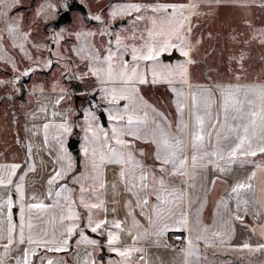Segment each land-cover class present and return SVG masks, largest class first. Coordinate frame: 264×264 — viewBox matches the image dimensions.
<instances>
[{"label": "rangeland", "instance_id": "obj_1", "mask_svg": "<svg viewBox=\"0 0 264 264\" xmlns=\"http://www.w3.org/2000/svg\"><path fill=\"white\" fill-rule=\"evenodd\" d=\"M244 1L245 4L242 3L235 8L221 0H193L192 29L187 28V46L191 37V61H195V63L191 62V74L189 72L191 81L195 83L190 90V109L187 110L190 116L188 114L185 116L188 122L190 117V131L192 128L191 95L194 89L197 87L211 89L214 93L213 99L219 101L220 91L217 86H233V84L239 83L237 81L244 82L264 78V42H262L264 41V4H259L254 8L251 4L254 2ZM134 3L141 5H174L177 8H169L167 12L142 9L140 13L131 12L130 15L125 14L112 19L111 13L114 9ZM188 3L189 0H0V13H2L0 15V164L20 165L16 174L22 171L21 176L25 175L23 174L25 165H35L34 171L27 170L26 176L29 179L31 188L29 193L23 188V202L25 205L29 204L25 202L28 196L40 195L48 198L47 204L55 203V197H47L46 195L47 180L53 174V169L58 170L60 166L56 160L60 154L59 145L53 137L58 135L60 131L56 128V125L64 123L66 120L71 131L65 134L63 139L72 158V168L63 180L53 186V192L58 190L59 186L65 181L68 187L73 189L72 198L77 201L76 211L78 213L84 212L86 215H92L94 212H103V210L86 209L79 203V184L75 183L73 178L89 174L85 171L87 168L90 169L89 156L84 153V147L86 146L85 130L89 112H94L99 118V125L105 131L110 132L113 121L109 119V112L114 110V106L109 104L108 99L100 91L102 85L98 79L89 73L91 61L81 59L77 52L82 48L86 50L94 48L103 58L107 55L109 47L116 51L115 37L117 35L131 37L132 33L135 32L137 37L143 35L146 39L147 30L153 27V19L157 22V31L161 27H167L166 21L170 16L174 15L175 19L179 20L182 19V16L187 17L189 15L187 7L184 9L179 8V6H188ZM139 15H143L144 19L136 20ZM95 16H100L101 19L96 20L94 19ZM10 24L17 29L15 38L7 30ZM89 32L94 33V35H85ZM101 33L104 34L101 35ZM23 34H27V40L24 39ZM124 42L133 43L129 39ZM143 42V40L135 41L137 47H140ZM172 42L177 46L162 52L158 57V63L155 61H139L140 71L145 74L148 82L137 84L136 87L140 96L148 105H151L152 108L168 118L171 123V131L175 133L180 114L176 104L178 97L172 89L186 91L188 94L189 87L182 84L178 76L171 77L172 83H168L163 76H157V82H152L154 67L158 73L167 75L168 68H175L187 63L189 55L185 57L183 50L188 48L183 49L180 42L175 38ZM20 44L24 45L23 50L19 47ZM164 54L173 56V59H164ZM123 59L128 61L129 65L136 63L131 59V52L124 54ZM49 61H51L50 64ZM25 71L28 72L27 75H24ZM199 83L210 84L200 85ZM108 87H111V85H108ZM61 96L64 98L59 104H56V100ZM125 103L127 101L121 100L115 107L122 108ZM187 103L189 106V99H187ZM42 109L44 110L42 111ZM146 110L149 112L151 119L154 113L151 109ZM53 112H56L57 115L53 116ZM102 112L105 114L104 117ZM44 124H49L47 143L44 140ZM229 124H232L231 120ZM72 138L78 139L80 146L83 147L81 164L85 167L80 173L75 172L76 155L69 146V141ZM126 139L132 138L126 137ZM183 139L186 147H188L189 135L186 134ZM29 146L32 149L31 153L28 152ZM156 147L154 142H146V139L134 141V150L138 149L139 154L136 159L144 161L146 169L156 170L155 180L150 175L148 181H146L148 182L146 190L150 195V187L154 183H158L161 177L164 178L165 183L170 180L175 183H182L185 176H187L190 196L193 197L191 205L193 215L197 208L194 203V196L196 195V199L197 196L201 197L202 203L206 201V188L203 187L207 185L212 174H198L191 169L188 175H171L167 166L166 170L162 172L159 163L156 162V157L153 156ZM27 154L29 155L27 156ZM246 159L259 161L264 159V154ZM247 165L248 163H240L237 171L240 182L246 181L251 175ZM40 166L46 168L40 169ZM156 167L160 170L159 173ZM118 173L113 169L110 173L111 178L109 174H106L107 186L99 197V199L107 202L105 207L109 214L114 216L119 215L118 197L119 193L125 188L124 183L119 180ZM223 175L224 182H229L233 178L231 177V165L228 167V172L225 171ZM261 178L264 179V172L259 174V180ZM16 179L20 180L18 176ZM216 180L221 182L222 179L218 178ZM112 184H115L116 187H111ZM15 185L16 183L13 181V184L7 187L2 188L3 186H0V193L3 192L5 197L10 198H14L13 194H16L17 198L15 196L12 199L11 211L13 221H15L14 217L17 215L18 220L15 222L19 224L21 200ZM253 190L241 191L239 195L240 213L244 209L246 210L244 207L246 204L243 203L246 198H243L242 195L250 192L249 194L254 197ZM219 191V188L213 189L210 195V202L213 201V204ZM226 194L230 199H233L231 190L230 193L227 191ZM235 197H237L236 194ZM84 199L86 203L98 202L95 194H85ZM60 200L61 203H64L63 197ZM0 208L3 209L1 205ZM229 208L230 206L227 209L224 208L225 221L227 219L231 220L228 215ZM56 214V211H52L48 214L42 213V215H39L47 221L49 216ZM5 215V211L1 212L0 220ZM207 218H211L210 224L213 223V226L216 223H223L222 214L218 213L217 215L216 211L212 212V216ZM31 219L34 225L39 226L40 220L36 219L35 215ZM226 225L223 239L225 242L231 238L228 235L230 233ZM43 226L45 228L49 227L47 222ZM196 227H199L198 223L196 224L193 221L191 224L192 230L195 231ZM220 232V230L217 231L220 235L212 239H222ZM195 233L198 235V232ZM208 233V231L203 232V236L207 237L205 234ZM97 238L101 242L103 241L101 235ZM194 239L196 240V237ZM256 252L246 254L254 260L264 259L262 252ZM72 253L73 251H70L68 255L69 261L71 260L70 256L73 255Z\"/></svg>", "mask_w": 264, "mask_h": 264}, {"label": "snow or ice", "instance_id": "obj_2", "mask_svg": "<svg viewBox=\"0 0 264 264\" xmlns=\"http://www.w3.org/2000/svg\"><path fill=\"white\" fill-rule=\"evenodd\" d=\"M187 6H179L184 9ZM195 7V6H194ZM169 8H177L174 5H141V4H128L122 8L114 9L111 13L112 19L125 14L130 15L131 12L140 13L142 9H152L156 12H167ZM2 15V13H0ZM182 15V13H181ZM94 19L100 20V16H95ZM144 19L143 15L136 17V20ZM187 17L182 16V19H175V16H170L167 21V27H161L157 31V22L152 20L153 27L147 30V38L143 35L137 37L133 32L131 37H122L117 35L115 37L116 51L111 47L107 49V55L101 58L99 52L94 48L86 50L84 48L77 52L81 59L91 61L89 73L96 77L102 85L100 91L104 97L108 99L109 104L114 106V110L109 112V119L113 121L111 131H105L99 125V118L94 112H89L87 118V128L85 130V147L84 153L89 156V174L79 178L74 177L75 183L79 184L80 200L79 203L86 209L103 210L107 212L105 202L99 197L103 194V190L107 186L106 181V166L117 165L120 167L118 173L119 180L124 183L125 188L130 193L137 196L138 206L147 205V199L140 197L139 193L148 187L146 181L149 176L155 180L151 169H145L143 164L136 159L134 150V141L138 139H146V142H154L157 146L156 159L161 161V171L166 170V166L171 165V175L184 176L186 169L189 166V158L184 155L185 134L190 136V147L193 154L190 157V166L193 172L197 167V161H203L208 157V163H215L216 168L224 172L226 167L221 166L218 161H225L226 164L233 163H251L252 161L246 158L255 157L257 154H264V84L259 86H217L220 91V100L213 99L214 93L211 89H200L197 87L193 90L191 120L192 128L189 130V122L185 119L188 114V94L186 91L173 88L172 90L177 94V110L180 114L179 123L177 124V131H171V123L168 118L161 112H158L151 105H148L143 97L140 96L137 84L147 83L145 74L140 71L139 61H155L158 63V57L162 52H166L171 47H176L173 38L180 42L183 49L187 47ZM8 32L15 38L17 29L11 24L8 26ZM104 33H101L103 35ZM24 39L27 40V34H23ZM87 36H92L94 33H86ZM129 39L133 43H125ZM143 40L140 47L136 46L135 41ZM264 42V41H262ZM19 47L23 50L24 45L20 44ZM131 52V59L136 63L129 65L128 61L124 60V54ZM183 55L187 57L189 52L183 50ZM195 63V61H191ZM51 61H49V64ZM28 72L25 71L24 75ZM188 69L186 64L179 65L175 68H168L167 75L158 73L153 68L152 82L156 83L157 76H163L168 82L172 83L171 77L178 76L182 84H187ZM87 75V73H86ZM239 79V77H237ZM111 85V87H108ZM64 97L61 96L56 100L59 104ZM127 101L122 108L115 107L119 102ZM213 105H217L215 115L211 109ZM146 109H151L154 113L150 119L149 112ZM44 109H42L43 111ZM107 111V109H106ZM221 111L223 113V122L220 119ZM203 113V114H201ZM53 116L57 113L53 112ZM206 117H211L214 123H208L207 127L215 131L216 143L211 152L203 150L205 148L206 140L210 143L212 133L206 131ZM229 120L233 123L229 124ZM45 130L44 140L48 142L47 130L49 124H44ZM59 134L54 136L59 145L60 154L57 156V163L60 165L59 169H53V174L47 180V197H55L54 204H45L42 201L37 203L24 204V189L23 180L24 176H20L21 183L16 184L15 188L20 194V211L21 218L17 225L12 219V206L13 202L9 197L6 201L7 213L4 219L0 220V247L3 248L4 256L16 251L20 245H25L20 250L18 256L11 257L14 264H31L30 257L36 255L37 249L43 248L47 251L61 252L67 249L70 237L77 232L80 228L78 223L80 219L79 213L76 211V204L72 198L73 189L68 185L62 184L59 189L53 192V186L63 180L68 171L72 168V158L65 146L63 137L71 131L70 126L66 120L64 123L56 125ZM131 137L132 139H126ZM31 146L28 151L31 153ZM203 150V151H202ZM142 151V150H141ZM197 153H202L197 155ZM215 157V160L211 159ZM257 168L260 165L256 166ZM20 168L18 164L0 165V186L7 187L13 184V177L16 175L17 169ZM35 165L29 166V171H34ZM147 173V174H146ZM257 173L253 171L246 181L235 184L231 192L235 193L239 208V195L242 190H253L254 186L251 181L256 177ZM160 191L162 195L157 199L162 200L163 203L179 204L183 201L182 191L169 190L165 186L163 177L159 179ZM214 183V182H213ZM111 187L115 188L116 185L112 184ZM85 194L97 197L96 203H86ZM63 197L64 203H61L60 198ZM169 197L174 200L170 201ZM37 199L36 197H33ZM244 204L248 201L244 200ZM221 205L227 209V202L221 200ZM35 210V211H34ZM56 211V215L49 216L47 221L40 217V213L48 214ZM115 211V209H113ZM170 211V210H169ZM35 215L36 219L40 220V225H34L31 217ZM27 217V219H26ZM161 219V212L159 207L156 208V220L149 217V224L155 225ZM241 220V216L235 217ZM47 222L48 228L43 225ZM114 228L121 229L120 221H113ZM180 225L185 223L183 213L180 214L178 220ZM109 221L101 219L95 222L91 216L88 217V227L92 232H96L101 228L107 227ZM135 225V221H134ZM167 224L160 228L156 235H162L167 230ZM25 228L28 229L27 236L25 235ZM202 232H207V228H203ZM18 233V235H17ZM131 234V233H129ZM147 230H144L143 236H146ZM81 238L86 240L87 243L95 245V240H87L84 237L83 231L80 232ZM219 233H212V236H219ZM108 244L110 246L116 245L120 241L118 232L108 231ZM142 238L141 235L135 239ZM196 240H204L208 242V238L203 235H197ZM221 243L224 241L221 239ZM242 248L249 251L264 250V244H259L256 248L252 245L245 243ZM113 252H117L124 260L119 264H131L133 254L143 252L142 248L127 247L121 250L118 247H111ZM91 256V253H88ZM186 256L189 258L190 264H193L191 258L196 256V249L194 247L193 239L188 240V248ZM137 259L142 261L144 257L138 255ZM0 264H6L3 257H0ZM47 264H53L49 259ZM85 264H95L94 260L85 261Z\"/></svg>", "mask_w": 264, "mask_h": 264}, {"label": "crops", "instance_id": "obj_3", "mask_svg": "<svg viewBox=\"0 0 264 264\" xmlns=\"http://www.w3.org/2000/svg\"><path fill=\"white\" fill-rule=\"evenodd\" d=\"M225 1L228 4H231L233 7H238L240 4H245L244 0H221ZM250 2L253 4L252 6L256 8L259 4H264V0H250ZM191 8L193 9V0L192 3L189 0L188 6H187V13L189 14L188 17L190 19V11ZM193 12V10H192ZM189 52V50H188ZM190 58V57H189ZM189 64V60H188ZM188 70V79L191 80V76L189 75ZM264 77V76H263ZM188 82V81H187ZM239 83L233 84V86L239 85V86H259L264 84V78L261 80H252V81H237ZM241 82V83H240ZM236 83V82H235ZM195 83L193 82V85ZM200 85H208L210 83H199ZM192 85V86H193ZM219 85V84H218ZM188 87V86H187ZM191 90V87H190ZM213 92V91H212ZM189 94V89H188ZM189 99V96H188ZM190 101V100H189ZM190 107V106H189ZM188 107V110L190 109ZM217 110V106L215 107L213 105L211 111L213 115H215V112ZM203 114V113H201ZM189 115V114H188ZM206 131L211 132V141L210 143L206 140L205 148L203 150H206L208 152H211L214 147V143H216V136L215 131L211 128H208V123H214L211 117H206ZM220 119L223 122V113L221 111ZM190 122V117H189ZM230 123V120H229ZM233 123V122H232ZM190 127V124H189ZM190 129V128H189ZM143 140V139H141ZM202 150V151H203ZM29 152V151H28ZM136 156H138V149H135ZM155 153V152H154ZM153 153V156L155 155ZM193 154L191 147H190V136H189V146L186 147L185 143V152L184 155L189 158V166L186 169V173H189V170H191L190 166V157ZM202 153H197V155H200ZM29 154H27L28 156ZM76 155V166H75V172L80 173L84 169V165L81 164L82 161V151L80 154ZM259 155V153L257 154ZM208 157H205L203 161L198 160L197 161V167L195 171L198 174L201 173H208L212 174L210 175L207 185H205L206 188L205 194L206 195V201L202 203L201 197L196 195L194 196V203L197 206L196 210L194 211V214L192 215V208L191 205L193 203V197L191 198L190 192H189V181L186 183V185L182 183H175L172 181H169L165 183V186L171 191L175 190L177 192L182 191L183 193V201L179 204L175 203H168L165 204L162 202V200L157 199L158 196L162 195L160 191V185L158 183H154L150 187V195L149 192L146 189H143L140 191L139 195L143 199H147L148 203L147 205H140L138 206V200L137 196L133 193H130L126 190V188H123V190L119 193L118 202H119V215H110L109 211L107 212H94L92 215H86V213L82 212L79 213L80 219H79V225L80 228L77 230L76 233H74L70 239L69 244L67 246V249L65 251L61 252H54V251H45L43 248L37 249L36 254L42 250V253L38 256L35 264H47V261L51 259L53 261V264H85V261L88 260H94L95 264H119V262H122L124 260L123 257H120L117 252H113L110 247H118L121 250L127 247H137L142 248L143 252L139 254H133L131 264H190L189 258L186 256V250L188 248V240L191 238L194 241V247L196 249V256L191 258L193 264H264V259L262 260H254L249 257L246 253L249 252H256V251H249L248 249L242 248V245L245 243H248L252 245L253 248H256L259 244H264V179L261 178L259 180V174L264 172V159H261L259 161H253L251 159V163H248V171L250 174L255 171L257 173L256 177L251 181V183L254 186V197H252L250 192H248L245 195H242L243 198H246L248 203L246 206V210L244 209L241 213L239 212V208H237V202L238 198L235 197V193H233V199H230L229 196L226 194L228 191L230 193V190L232 187L239 183V173L237 171L239 170L240 163H233V164H226L225 161H218V163L221 164V166L226 167L228 172V167L231 165L232 167V176L231 180L229 182H224V172L219 171L215 163H208ZM211 159L215 160V157H212ZM144 166V161H140ZM1 165V164H0ZM260 165L259 168L256 166ZM30 165H25L23 168V175L24 176V182L23 188L26 192L29 193L30 190V182L27 178V170L29 169ZM145 167V166H144ZM40 169H44L46 167L40 166ZM120 171V167L117 165H107L106 166V174L110 176V173L113 171ZM146 169V168H145ZM86 173L89 172L88 168L85 170ZM235 172V173H234ZM222 175H219V174ZM22 174V171H19L13 178L14 183L19 184L21 183L20 180H17L20 178ZM152 174L155 175V171H152ZM261 177V175H260ZM111 178V176H110ZM222 179L221 182H217L216 179ZM214 182V183H213ZM66 182L64 181L63 184ZM148 184V182H146ZM67 184V183H66ZM188 185V186H187ZM199 185V184H198ZM2 187V186H1ZM200 187V186H199ZM4 188V187H2ZM78 189L77 187H75ZM220 189V191L215 196L216 199L215 203L213 204V201L210 202V195L213 192V189ZM201 190V187H200ZM77 191V190H76ZM256 191V192H255ZM259 191V192H258ZM201 195V194H200ZM251 195V196H249ZM16 194H13V197L15 198ZM41 196V197H40ZM35 196L37 199H34L31 196H26L25 199L26 203H37L42 201L43 203L47 204L49 201L48 198H45V196ZM150 196V197H149ZM240 197V196H239ZM9 197H5V194L0 193V205L3 207L0 208V213L7 211V204L6 201ZM14 198H11L14 199ZM17 198V196H16ZM169 200H174L173 197H169ZM221 200H224L227 202V206H230L228 215L231 218L227 219L225 221V210L224 207L221 205ZM230 201V203H229ZM240 202V201H239ZM110 202L108 201V204ZM114 204V203H111ZM240 204V203H239ZM107 205V202L105 201V206ZM214 206H216L214 208ZM159 207L161 212V219L157 221L155 225L149 224V217H151L153 220H156V208ZM209 207V208H208ZM15 209V208H14ZM170 210V211H169ZM216 211V214H222V221L223 223H216L215 226H213V223L210 224L211 218L208 219L207 217L212 216V212ZM15 212V211H13ZM183 213L185 223L183 225H180L178 223V220L180 219V214ZM15 215V214H14ZM42 215V213H40ZM239 215L241 216V220L235 219V217ZM91 216L93 221V227L95 226V222L101 220V219H107L109 221V224L105 228H101L96 232H92L91 228L88 227V217ZM4 219V218H3ZM2 220V219H1ZM14 220L17 221V215H15ZM213 220V218H212ZM13 221V222H15ZM113 221H120L121 222V229L114 228ZM135 221V225H134ZM198 223V228L194 231L191 228L192 222ZM18 225V222H15ZM33 223V222H32ZM165 224H167V230L164 231L162 235H156V233L160 230L161 227H163ZM225 224L226 227L228 226L227 230L230 234V240L224 241V230H225ZM40 225V222H39ZM203 228L208 229V242L205 243L204 240H195L194 237L197 236L195 232H198V235H203V232L201 231ZM83 231L84 237L87 240H95L97 243L95 245H91L86 242V240L81 238L80 232ZM144 230H147V235L143 236ZM221 231V237L224 243H221V239L213 240L212 233H217V231ZM113 231L118 232L120 235V241L113 246H110L108 242V236L107 232ZM216 231V232H215ZM102 234H99V233ZM131 233V234H129ZM28 229L25 228V235L27 236ZM18 235V233H17ZM101 235L103 237V241L99 240L97 237ZM138 235H141L142 238L135 239ZM3 243V242H0ZM25 245H20L19 248L12 252L10 256H4L3 248L0 247V257H3L6 261V264H14V261L11 259V257L18 256L20 253V250L23 249ZM70 251H73V255H71V260L69 261L68 255ZM242 253L241 255L239 253ZM263 253L264 257V250H260L256 253ZM88 253H91V256H88ZM138 255H142L144 259L142 261L137 259ZM35 259V256L30 257L31 264H33V261Z\"/></svg>", "mask_w": 264, "mask_h": 264}, {"label": "bare ground", "instance_id": "obj_4", "mask_svg": "<svg viewBox=\"0 0 264 264\" xmlns=\"http://www.w3.org/2000/svg\"><path fill=\"white\" fill-rule=\"evenodd\" d=\"M191 1V3H192V0H190ZM192 8H191V11H190V19H189V17H188V15H187V28H191L192 29ZM187 41H188V38H187ZM188 48V49H187ZM187 50H189V59H187V63H186V66H187V69L190 71V74H191V37H190V41H189V43H188V46H187ZM188 60H189V64H188ZM187 76H188V74H187ZM187 84H186V86H188L189 88V100H190V87L193 85V82L190 80V79H188V77H187ZM189 106H190V101H189ZM190 108V107H189ZM190 116V115H189ZM190 128V127H189ZM190 130V129H189Z\"/></svg>", "mask_w": 264, "mask_h": 264}, {"label": "water", "instance_id": "obj_5", "mask_svg": "<svg viewBox=\"0 0 264 264\" xmlns=\"http://www.w3.org/2000/svg\"><path fill=\"white\" fill-rule=\"evenodd\" d=\"M163 58L164 59H173V56H169V55H163ZM102 116L104 117L105 114L102 112ZM79 140L76 139V138H72L70 141H69V146L70 148L75 152V154H80L81 150H80V144H79Z\"/></svg>", "mask_w": 264, "mask_h": 264}, {"label": "flooded vegetation", "instance_id": "obj_6", "mask_svg": "<svg viewBox=\"0 0 264 264\" xmlns=\"http://www.w3.org/2000/svg\"><path fill=\"white\" fill-rule=\"evenodd\" d=\"M184 136H186V134H185ZM156 151H157V147L155 148V153H154V154H155V155H154L155 157H156ZM156 162H158V163H159V166L162 167V165H161V161H160V160H157V159H156ZM167 167H168L169 169H171V165H168ZM156 168H157V167H156ZM157 169H158V168H157ZM157 172L159 173L160 170L158 169ZM155 173H156V170H155ZM187 175H188V174H187ZM185 180H186V183H188L187 176H185ZM185 180L182 181V184H183V185H184V184L186 185ZM170 181H173V180H170Z\"/></svg>", "mask_w": 264, "mask_h": 264}, {"label": "trees", "instance_id": "obj_7", "mask_svg": "<svg viewBox=\"0 0 264 264\" xmlns=\"http://www.w3.org/2000/svg\"><path fill=\"white\" fill-rule=\"evenodd\" d=\"M40 253H42V250L39 251V252L35 255V259H34V261H33V264L36 263V260H37L38 256L40 255Z\"/></svg>", "mask_w": 264, "mask_h": 264}, {"label": "built area", "instance_id": "obj_8", "mask_svg": "<svg viewBox=\"0 0 264 264\" xmlns=\"http://www.w3.org/2000/svg\"><path fill=\"white\" fill-rule=\"evenodd\" d=\"M80 150L83 151V147L80 146Z\"/></svg>", "mask_w": 264, "mask_h": 264}]
</instances>
